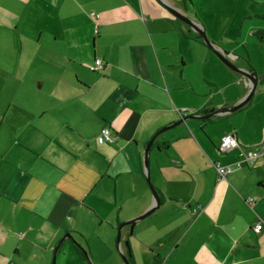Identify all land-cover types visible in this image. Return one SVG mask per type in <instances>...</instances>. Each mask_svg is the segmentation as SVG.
Returning a JSON list of instances; mask_svg holds the SVG:
<instances>
[{"label":"crops","instance_id":"crops-1","mask_svg":"<svg viewBox=\"0 0 264 264\" xmlns=\"http://www.w3.org/2000/svg\"><path fill=\"white\" fill-rule=\"evenodd\" d=\"M163 1L195 18L187 0H0V264H90L72 239L93 264H124L122 254L131 264H264V157L237 153L264 141V77L236 110L155 135L148 176L159 205L115 240L152 204L142 162L151 136L249 91ZM254 3L235 0L225 17L237 28L214 18L208 38L260 75L264 11ZM47 35L56 48L41 60L57 74L34 77L39 57L26 52ZM42 76L48 89L34 92ZM104 126L115 141L97 142ZM226 133L238 145L223 151Z\"/></svg>","mask_w":264,"mask_h":264},{"label":"water","instance_id":"water-1","mask_svg":"<svg viewBox=\"0 0 264 264\" xmlns=\"http://www.w3.org/2000/svg\"><path fill=\"white\" fill-rule=\"evenodd\" d=\"M164 5H166V8L173 13L176 18L180 19L181 21H183L184 23H186L190 29L193 30L194 33H196L202 40V42L204 44H206V46H208L209 48H211L213 50V52L215 54H217V56L219 57L220 60H222L228 67H230L231 69L237 71L240 74H243L244 76H246L249 79V91L248 93L242 97V99H239L235 104L229 105V106H222L220 108L214 109H206L204 111V113H196V114H191L189 116H184V117H180L178 120H176L175 122L169 123L167 126L162 127L159 131H157L154 135L151 136V138L149 139V141L146 143L145 148L144 149V155H143V164L145 167V172L144 175L146 177L147 182L149 183L150 189L152 191V195H153V201L151 206H149L145 211H143L142 213L138 214L137 216H135L134 218H131L129 220H125L124 222H122L121 224H119L117 226L118 230H117V235H116V239L117 242L119 243L120 241V234H121V226L125 225V224H131L132 222L138 221L140 219H142L143 217H145L146 214H149L154 208L158 207L159 205V194L158 191L155 189V187L153 186L151 180H150V176L149 175V148L153 142V140L155 139V135H157L158 133H160L161 131L168 129L170 127H173L175 125H178L179 123H185L187 118H200V119H207L212 115H216V114H226L227 112H231L233 110H236L237 108H239L240 106H242L244 103L247 102L248 99H250V97L253 94V91L255 89V86L257 85L259 79L264 77V73L257 75L255 69L253 67L250 68H245V67H240L238 65H236L233 61H231L232 57L237 56L240 57V54L236 53V52H231L232 54H229L230 51L227 49H224L223 47H217V45L211 41L206 34L204 33L205 28L204 26H200L198 20L193 19L192 17L186 15L180 8L179 6H173V5H168L166 4L164 1L163 3ZM231 55V57L229 56ZM66 236H71L70 233H67ZM73 243L79 248L81 249V252L85 255L86 259L88 260V262L90 264H93L91 261L90 256L88 255V253H86L87 251L75 240L72 239ZM122 259L124 264H131L130 261L126 258V256L124 254H122Z\"/></svg>","mask_w":264,"mask_h":264},{"label":"rangeland","instance_id":"rangeland-1","mask_svg":"<svg viewBox=\"0 0 264 264\" xmlns=\"http://www.w3.org/2000/svg\"><path fill=\"white\" fill-rule=\"evenodd\" d=\"M181 3L184 2V0H179ZM234 1L235 0H187V9H188V14L195 17V18H199L203 23H205V31L204 33L206 34L207 37H209V32H210V28L213 25H216L218 23V25L222 26V25H226L228 28L235 30L237 28L238 25V21L237 19H233L231 22V20H228L229 17L228 16V12L229 10H231V6L234 5ZM257 3H254V8L258 9L257 11H264V0H256ZM223 2V3H222ZM250 2V1H249ZM205 13H209L210 18L209 20H207V17H205ZM217 15V16H216ZM220 18H219V17ZM227 16V17H225ZM218 17V18H217ZM194 18V19H195ZM216 18V19H214ZM214 19V20H213ZM254 22L258 21L261 22L262 20H257L255 18H253ZM232 24V25H231ZM211 36V34H210ZM49 38L50 36H44V38L42 37V45L40 46H36L35 49L33 51H27L26 54H31V53H35L37 55V57H39L34 63H33V69L35 71V73H32V75L34 77H37L38 75H43L45 74L43 71H49V74L47 73L46 75L43 76H47L49 75V77L51 78L50 75L53 74H57V71L54 70V68L50 67L47 68L44 66V62H42L41 59H45V58H49L51 59L53 57V53L55 52L56 48V44H53L51 41H53L52 39H48L49 41L45 40V38ZM51 38V37H50ZM25 52V51H24ZM70 73H68V76H73L72 74V70L70 69L69 71ZM42 76V78L40 79H36V82H32V87L34 92L37 93H41L44 91H47L49 83L48 81H45ZM42 80H44V86H42Z\"/></svg>","mask_w":264,"mask_h":264},{"label":"built area","instance_id":"built-area-1","mask_svg":"<svg viewBox=\"0 0 264 264\" xmlns=\"http://www.w3.org/2000/svg\"><path fill=\"white\" fill-rule=\"evenodd\" d=\"M102 66V60L100 58H95V60L88 66V68L92 71L98 70ZM96 139L98 143H107L113 142L116 140V135H114L108 126L102 127L98 133H96ZM238 145L237 140H235V136L232 133H226L220 138L219 149L223 151H227L235 148ZM239 157L243 160L255 159L257 156L264 157V141L261 143L259 150L255 149H240L237 152ZM228 169L226 166H218V172L223 175ZM261 227V223L256 225V228L259 229Z\"/></svg>","mask_w":264,"mask_h":264},{"label":"trees","instance_id":"trees-1","mask_svg":"<svg viewBox=\"0 0 264 264\" xmlns=\"http://www.w3.org/2000/svg\"><path fill=\"white\" fill-rule=\"evenodd\" d=\"M92 71V70H91ZM96 71V70H95Z\"/></svg>","mask_w":264,"mask_h":264}]
</instances>
